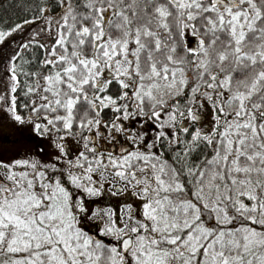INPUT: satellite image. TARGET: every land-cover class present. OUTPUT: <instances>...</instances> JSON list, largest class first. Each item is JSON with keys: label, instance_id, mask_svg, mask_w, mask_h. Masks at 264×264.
Masks as SVG:
<instances>
[{"label": "snow or ice", "instance_id": "6c2138e0", "mask_svg": "<svg viewBox=\"0 0 264 264\" xmlns=\"http://www.w3.org/2000/svg\"><path fill=\"white\" fill-rule=\"evenodd\" d=\"M15 6L0 264H264V0Z\"/></svg>", "mask_w": 264, "mask_h": 264}, {"label": "trees", "instance_id": "16d2710c", "mask_svg": "<svg viewBox=\"0 0 264 264\" xmlns=\"http://www.w3.org/2000/svg\"><path fill=\"white\" fill-rule=\"evenodd\" d=\"M32 0H0V17H12L15 19L17 16L24 17V12L17 9L15 5L30 4ZM26 18V17H25Z\"/></svg>", "mask_w": 264, "mask_h": 264}]
</instances>
